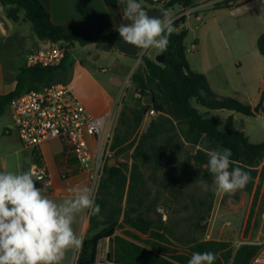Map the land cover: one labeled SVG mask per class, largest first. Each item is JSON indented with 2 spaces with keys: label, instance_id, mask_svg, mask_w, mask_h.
<instances>
[{
  "label": "trees",
  "instance_id": "1",
  "mask_svg": "<svg viewBox=\"0 0 264 264\" xmlns=\"http://www.w3.org/2000/svg\"><path fill=\"white\" fill-rule=\"evenodd\" d=\"M138 1L149 8L161 7L151 0ZM196 1L170 0L165 7L189 9L196 6ZM0 4L8 20L32 24L37 43L50 42L67 49L66 58L58 67L19 68L15 88L0 96V118L9 111L13 98L53 84L49 82L53 81L55 72L64 69L76 44H108L117 50L114 42L122 40L116 29L55 25L40 0H0ZM120 4L124 8L121 0ZM233 6L226 0L216 3L214 8ZM186 21L187 17L182 16L172 22L175 31L169 37L163 63L144 55L143 65L131 77L138 97L135 104L120 111L109 151L117 159L131 152L132 160L117 162L111 168L106 163L94 194L103 219L89 213L90 228L79 249L77 264H94L99 245L107 239L111 242L108 260L116 264H187L194 252L208 251L216 255L214 264H250L262 248L259 244L246 243L236 249L230 241L206 239L207 219L216 196L207 153L229 148L232 151L229 170L238 167L249 173L251 179L246 187L230 196L238 200L240 193H254L252 215L264 186V142L251 143L245 133L235 132L233 115L221 121L207 117L201 108L255 117L264 112V85L255 108L233 98L219 97L206 75L194 71L188 62V31L182 27ZM257 48L264 57V33L257 40ZM150 97L154 102L146 105L144 100ZM151 110L155 115L141 132L145 116ZM176 143L184 146L181 149L177 145L185 151L183 161L173 158ZM188 145L197 150L188 151L185 149ZM38 165L43 168L41 163ZM165 167L168 171L164 174L163 188L171 195L181 194L193 207L194 221L186 237L175 235L174 227L163 223L161 214L158 219L152 218L160 206L162 191L153 189L150 172ZM200 181L209 185L203 198L198 197ZM118 230L123 234L117 235Z\"/></svg>",
  "mask_w": 264,
  "mask_h": 264
},
{
  "label": "rangeland",
  "instance_id": "2",
  "mask_svg": "<svg viewBox=\"0 0 264 264\" xmlns=\"http://www.w3.org/2000/svg\"><path fill=\"white\" fill-rule=\"evenodd\" d=\"M212 1L197 0L196 6L189 8L193 9L190 10L192 16L188 20L189 27L187 28L188 37L186 38V44L189 48L198 38L200 43L202 42L201 35L205 29V24L209 27L212 26L213 29L205 39V44H201L193 53L187 54L188 62L193 69L199 72L212 64L210 65L211 67L215 66L220 73L224 71L231 80L243 82L246 93L240 98L241 100H236L255 108L260 103L261 90L263 88L261 80L264 78V57L260 55L257 48L258 37L264 31V0H228L231 5L235 6L229 9L215 10L211 13L210 11L203 12L204 22L198 21L193 14L207 7L213 8L215 4ZM224 1L226 0H219L222 3ZM145 5L148 7L147 4ZM179 12L180 9L175 6L169 10L165 19L173 21ZM213 17H218V19L213 20ZM2 39L7 41V48L0 51V59L7 74L10 76L13 71H18L19 68L26 65L27 52L25 49L29 42H34L32 24L21 21L12 28L8 38L0 32V41ZM22 50L24 52L20 53ZM71 52V62L87 61L94 66L110 67L111 59L104 56V54L99 55L101 52L94 50L92 47L84 48L77 44L75 48L71 49ZM159 54L158 50L150 48L146 50L144 55L150 56L155 60ZM207 58L212 63H207L205 61ZM216 61H219V63H216ZM66 69H69L68 66ZM60 74H62L61 70L55 72L54 79L64 81L69 76V74L67 76ZM108 76H112V73L109 72ZM119 81L121 82V87L115 88L114 91L117 93V99L120 100L121 111L124 106L135 104L138 94L131 83V77H120ZM10 83L11 79L6 81L7 86ZM49 83H53V81L51 80ZM201 111L207 113V117H215L221 121H225L233 115V130L235 132L245 133L251 143L264 142L263 111L255 117H247L228 110L209 111L201 108ZM10 123L11 117L7 110L0 118V172L22 173L31 171L34 173L35 182H37V175L34 172L33 165H39L38 161L33 160L32 150L25 149L24 144L15 133H12L11 136L4 134L5 127ZM145 128L146 125L142 124L141 131ZM177 145H180V143L175 144L173 158L183 161L185 160V151L179 150ZM180 148L184 149L183 144ZM185 149L190 152L197 150L196 148L191 151L189 145ZM53 150L56 152L62 150L59 142L53 141ZM130 154L132 155L131 152ZM111 157L110 154L108 160ZM167 171L168 167L160 171L151 170L150 172L153 189L162 191L160 206L157 213H152V218L158 219V214H161L162 222L174 227L175 235L186 237L194 221L193 207L181 194L171 195L163 188L162 182ZM91 187L95 194L97 184L93 187L92 183ZM198 187V197L203 198L208 190L205 191L202 186ZM253 198L254 193H240L239 199L236 200L228 194L216 192L213 209L207 219L206 239L215 238L230 241L236 249L249 242H264V186L260 199L251 215ZM86 218H89V212ZM122 234V230L117 231V235ZM263 245L264 243L261 244V246ZM99 249L104 253L106 251L109 252L111 249L109 239L102 241Z\"/></svg>",
  "mask_w": 264,
  "mask_h": 264
},
{
  "label": "clouds",
  "instance_id": "3",
  "mask_svg": "<svg viewBox=\"0 0 264 264\" xmlns=\"http://www.w3.org/2000/svg\"><path fill=\"white\" fill-rule=\"evenodd\" d=\"M123 16L129 23L116 29L123 42L141 50L164 53L175 31L166 13L150 16L138 0H121ZM264 123V122H262ZM212 190L234 195L246 187L251 177L245 170L230 169L229 148L207 153ZM34 173L0 172V264H62L68 250L80 249L82 239L73 229L78 214L85 211L98 219L101 208L90 186L70 189L71 195L53 200L37 187ZM205 191L209 185L200 181ZM213 252H194L187 264H214Z\"/></svg>",
  "mask_w": 264,
  "mask_h": 264
},
{
  "label": "crops",
  "instance_id": "4",
  "mask_svg": "<svg viewBox=\"0 0 264 264\" xmlns=\"http://www.w3.org/2000/svg\"><path fill=\"white\" fill-rule=\"evenodd\" d=\"M40 2L49 12L51 20L55 25L83 26L94 29H117L120 24L129 23L127 18L123 16L124 8L120 4V0H40ZM141 4L144 3L141 1ZM176 7L180 9L177 17L184 14L187 17L186 23L182 25V27L187 29L189 27L188 20L192 16L190 12L192 9H183L179 6ZM159 8H162V6L157 7L156 9ZM202 10L193 14L200 22H204V17L202 15L203 12L210 11L211 13L216 9L214 7H207ZM0 16H3L9 23L10 30L8 35H4L0 29L1 34L8 38L10 31L15 27V25H17V23L6 18L1 4ZM216 18L218 19V17H213V20ZM212 29V26L209 27L207 24H205V29L201 35L202 42L200 43L198 38L194 41L190 48L187 46L188 53H193V51L201 46V44H205V39L210 35ZM262 33H260V35ZM0 43L3 45V49L7 48V41L2 39ZM49 44L50 42L37 43L34 39V42H29L25 50L27 52L32 48H40ZM83 47H92L94 50L101 52L99 55L104 54V56L111 59L110 67L107 68L94 66L92 63L87 61H79L77 63L71 62V52V59L67 62L64 69L61 70L62 74H60L64 76L69 74V76L66 77L67 79L64 81H60L58 79H54V75L52 78L53 83H66L71 88L76 97L82 101L90 113L95 116H101L109 112L114 103L118 101V96L114 89L121 87L119 78H123L124 76H127L128 78L132 77L136 70L143 65L142 56L132 57L124 55L118 50H114L108 44H90ZM23 52L24 50L20 51V53ZM150 58L153 59L152 57ZM205 61L208 63V58ZM216 63H219V61H216ZM210 65L202 69L200 73L206 75L211 89L218 96L240 99L245 95L246 91H244L245 86L243 82H235L234 80H231V78L224 71L223 73H220L218 70H216L215 66L211 67ZM67 66L69 68L68 70L66 69ZM103 70H106V72H103ZM193 70L197 71L195 69ZM18 71H13L9 76L6 69L4 68L2 60L0 59V96L9 94L15 88ZM109 72L112 73V76H108ZM9 79H11V83L7 86L6 81ZM261 82L264 85V78L261 80ZM53 141L58 142L57 140ZM53 141H50L49 143L32 150V153L33 160L36 162L38 161V164H42L48 175V179L51 182L50 186L42 189L43 193L49 198L59 201L71 195L70 189L85 185L91 187L93 182L90 169L84 171L76 170L70 177H62V165L59 159V154L61 151L56 152L53 150ZM37 154L39 155L38 159L36 158ZM35 166L36 165L34 164L33 168ZM87 213L88 212L85 211L78 214L75 222L73 223V229L82 239V241L87 237L90 228L89 218H86ZM213 240L218 239L213 238ZM249 243L261 245L264 242ZM78 253L79 249H72L69 252L67 251L62 264H77Z\"/></svg>",
  "mask_w": 264,
  "mask_h": 264
},
{
  "label": "built area",
  "instance_id": "5",
  "mask_svg": "<svg viewBox=\"0 0 264 264\" xmlns=\"http://www.w3.org/2000/svg\"><path fill=\"white\" fill-rule=\"evenodd\" d=\"M151 1L160 3L162 7L170 2V0ZM212 2L216 4L219 0ZM182 16L185 14L179 17ZM66 55V47L50 43L28 50L25 66L27 68L58 67L63 63ZM120 106L118 100L109 112L95 116L66 83L57 82L41 90L28 91L13 98L9 106L11 123L5 127L4 134L11 136L15 133L24 144V148L28 150H35L50 141L57 140L62 149L59 154L62 177L68 178L76 170L90 169L95 187L108 162L109 147ZM154 115L155 111L151 110L145 116L144 130L148 128ZM34 172L37 175L38 187L44 189L51 185L44 168L35 166ZM108 254V251L104 253L98 249L94 264H116L108 260ZM250 264H264V245Z\"/></svg>",
  "mask_w": 264,
  "mask_h": 264
},
{
  "label": "water",
  "instance_id": "6",
  "mask_svg": "<svg viewBox=\"0 0 264 264\" xmlns=\"http://www.w3.org/2000/svg\"><path fill=\"white\" fill-rule=\"evenodd\" d=\"M143 8L145 9V11H147L149 13L150 16H159L162 12L166 13V16L168 15L169 13V10L170 8L168 7H162V8H159V9H153V8H149L147 7L145 4H142ZM166 16L164 17V19L166 18ZM0 29L2 31V33L4 35H8L9 33V30H10V26H9V23L8 21H6V19L3 17V16H0ZM114 45L116 47V49L124 54V55H127V56H132V57H135V56H144L146 50H139L137 48H135L134 46L132 45H128L126 44L125 42H123L122 40H116L114 42ZM155 61L159 64H162L163 61H164V54H159V56L155 59ZM154 102V99L153 97H150V98H145L144 100V103L146 105H149V104H152ZM189 149L191 151H194L196 149L195 146L191 145L189 146ZM132 159H131V154L130 152H127L126 154H124L123 156H121L120 158H115V157H112L110 158V160L107 162L108 164V167H113L117 164V162H130ZM70 250H68L69 252Z\"/></svg>",
  "mask_w": 264,
  "mask_h": 264
}]
</instances>
